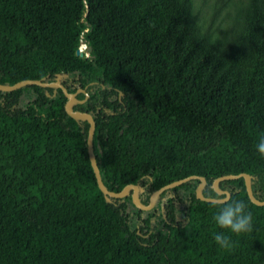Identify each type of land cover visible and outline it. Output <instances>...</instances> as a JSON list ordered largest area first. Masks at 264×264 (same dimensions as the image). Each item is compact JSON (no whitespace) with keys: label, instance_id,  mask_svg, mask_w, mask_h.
I'll return each mask as SVG.
<instances>
[{"label":"trees","instance_id":"obj_1","mask_svg":"<svg viewBox=\"0 0 264 264\" xmlns=\"http://www.w3.org/2000/svg\"><path fill=\"white\" fill-rule=\"evenodd\" d=\"M81 40L91 48L79 57ZM61 83L95 121L109 191L138 200L189 176H251L264 200V0H249L235 51L212 44L193 0H0V84ZM59 88L0 91V264H264V206L244 179L105 201L87 153L89 123ZM242 200L253 231L220 249L213 215ZM157 217V220H156ZM157 221L153 225L152 221Z\"/></svg>","mask_w":264,"mask_h":264},{"label":"water","instance_id":"obj_2","mask_svg":"<svg viewBox=\"0 0 264 264\" xmlns=\"http://www.w3.org/2000/svg\"><path fill=\"white\" fill-rule=\"evenodd\" d=\"M88 52L89 53L91 52L90 47H88ZM77 55L79 57H83L82 53H80L78 51H77ZM61 78H62V76H58L56 81L50 82V83H46V82H43L40 80H23V81L15 83L14 85H11V86H6V85L0 84V91L1 92H12V91L18 90L22 87L30 86V85H35V86H39L42 88H59L62 90L64 96L67 99L65 106H64L66 114L68 116H70L71 118L86 120L89 123L88 137H87L88 158H89L90 165H91V168H92L95 180H96V184H97L100 192L104 195L105 201L107 203H111L112 199H122L123 197H125L129 193V191H132L131 198H132V203L134 204V206L139 210L148 212L153 208L157 198L163 192H165L167 190L174 189L176 187H179L180 185H182L186 182H189L191 180H199V184L195 190L196 198L201 200V201L208 202V203L222 204V203H225L229 200L230 193L228 191H221L218 188V184L220 182L226 181V180H237V179L243 178L244 184H245V189H246V192H247V195H248L250 202L256 206H264V200L259 201L253 196L252 188H251V176L248 174H245V173H242L239 175L222 176V177H219L213 181L211 188L218 195H225L226 197L223 199L204 197L202 195L201 191L206 186V180L204 177H200V176H189V177H186L184 179H180L178 181H174V182H171L165 186H162L161 188H159L158 190L154 191L151 194L150 199H149V204L146 206L141 204L140 201L138 200V193L140 190H139L138 186H136V185L129 184V185L125 186L118 193L109 191L102 181L100 170H99V167L97 165L96 156L94 154L93 137H94V131H95V121L89 113L80 112V111H73L71 109L72 105L77 103L76 95L69 93L67 91V89L61 83Z\"/></svg>","mask_w":264,"mask_h":264},{"label":"rangeland","instance_id":"obj_3","mask_svg":"<svg viewBox=\"0 0 264 264\" xmlns=\"http://www.w3.org/2000/svg\"><path fill=\"white\" fill-rule=\"evenodd\" d=\"M248 2L249 0H193L194 14L212 44L233 52L241 36ZM156 220L152 221L153 225H157Z\"/></svg>","mask_w":264,"mask_h":264},{"label":"clouds","instance_id":"obj_4","mask_svg":"<svg viewBox=\"0 0 264 264\" xmlns=\"http://www.w3.org/2000/svg\"><path fill=\"white\" fill-rule=\"evenodd\" d=\"M256 151L261 158H264V135L258 139ZM212 219L216 227L221 230L214 233V242L225 251L235 247L231 235L239 237L253 231L252 213L247 210V205L242 200H232L225 204Z\"/></svg>","mask_w":264,"mask_h":264},{"label":"built area","instance_id":"obj_5","mask_svg":"<svg viewBox=\"0 0 264 264\" xmlns=\"http://www.w3.org/2000/svg\"><path fill=\"white\" fill-rule=\"evenodd\" d=\"M78 52L82 53V55H85L84 57L88 58L89 57V52H88V46L87 44L81 40L79 50Z\"/></svg>","mask_w":264,"mask_h":264}]
</instances>
